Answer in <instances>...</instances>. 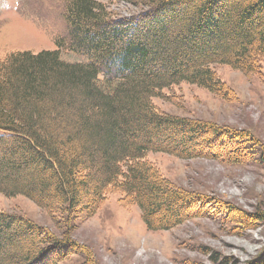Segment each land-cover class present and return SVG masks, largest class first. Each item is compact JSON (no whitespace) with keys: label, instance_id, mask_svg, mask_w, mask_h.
<instances>
[{"label":"trees","instance_id":"16d2710c","mask_svg":"<svg viewBox=\"0 0 264 264\" xmlns=\"http://www.w3.org/2000/svg\"><path fill=\"white\" fill-rule=\"evenodd\" d=\"M64 1L67 31L56 48L0 60V194L30 199L60 231L0 209V264L85 257L75 224L113 193L149 230L198 216L214 198L173 184L147 155L221 159L230 150L236 160L231 146L243 133L154 100H169L181 83L226 97L217 65L264 73V0ZM114 1L137 11L121 15ZM89 258L84 264H94Z\"/></svg>","mask_w":264,"mask_h":264},{"label":"rangeland","instance_id":"374dc122","mask_svg":"<svg viewBox=\"0 0 264 264\" xmlns=\"http://www.w3.org/2000/svg\"><path fill=\"white\" fill-rule=\"evenodd\" d=\"M64 3L0 0V60L12 51L56 48L67 31ZM108 6L121 15L137 11L121 1ZM61 56L80 59L65 51ZM215 71L229 90L226 97L181 83L173 87L169 100L154 102L171 114L237 129L243 140L231 148L241 157L230 159V150L221 159L147 155L173 184L213 197L214 203L171 229L153 231L136 206L121 202L118 193L110 194L96 214L77 222L72 232L94 264H264V73L245 75L227 65H217ZM0 209L60 231L45 210L22 195L0 194ZM82 255H72L64 264H84Z\"/></svg>","mask_w":264,"mask_h":264}]
</instances>
